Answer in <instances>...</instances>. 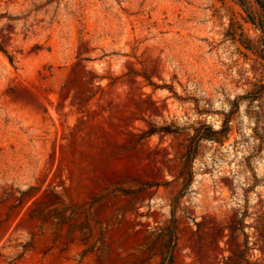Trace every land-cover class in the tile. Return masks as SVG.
Masks as SVG:
<instances>
[{
  "label": "rangeland",
  "instance_id": "obj_1",
  "mask_svg": "<svg viewBox=\"0 0 264 264\" xmlns=\"http://www.w3.org/2000/svg\"><path fill=\"white\" fill-rule=\"evenodd\" d=\"M169 255L264 264V11L0 0V264Z\"/></svg>",
  "mask_w": 264,
  "mask_h": 264
},
{
  "label": "trees",
  "instance_id": "obj_2",
  "mask_svg": "<svg viewBox=\"0 0 264 264\" xmlns=\"http://www.w3.org/2000/svg\"><path fill=\"white\" fill-rule=\"evenodd\" d=\"M240 4L243 5L244 0H238ZM258 6L264 11V0H256ZM263 22V21H261ZM5 55L7 56L9 62L13 63L14 62V57L12 55L7 54L5 52ZM205 126V127H204ZM221 131L219 129H214L211 125H203V129L201 127L195 129L194 133V143L190 144L184 154L183 162H182V171L185 173H189L190 175L192 174L191 171V166H192V161L195 157L196 154V147L197 143L201 140H212V141H221L223 138L218 137L217 134H219ZM168 230L175 239V231H176V220L174 217L170 220V223L168 225ZM167 255V254H166ZM171 264V256H167V260L165 261V258H162L161 264Z\"/></svg>",
  "mask_w": 264,
  "mask_h": 264
}]
</instances>
